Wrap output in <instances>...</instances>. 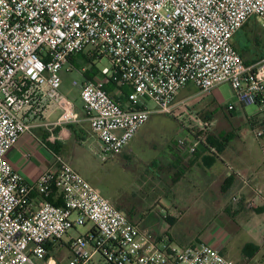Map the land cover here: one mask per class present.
<instances>
[{
	"label": "built area",
	"instance_id": "1",
	"mask_svg": "<svg viewBox=\"0 0 264 264\" xmlns=\"http://www.w3.org/2000/svg\"><path fill=\"white\" fill-rule=\"evenodd\" d=\"M252 18L264 20V0H0V264H91L95 256L107 264H239L209 243L155 240L63 160L30 185L6 156L35 126L53 132L80 121L61 93L62 72L87 48L92 61H110L96 81L73 83L102 162L151 115L186 113L178 98L189 85L204 94L230 85L239 103L256 107L263 139L264 58L247 65L234 47ZM49 107L60 111L54 122L45 120ZM55 189L61 206L49 200ZM89 224L86 235L64 244L66 260L52 255L55 242Z\"/></svg>",
	"mask_w": 264,
	"mask_h": 264
},
{
	"label": "crops",
	"instance_id": "2",
	"mask_svg": "<svg viewBox=\"0 0 264 264\" xmlns=\"http://www.w3.org/2000/svg\"><path fill=\"white\" fill-rule=\"evenodd\" d=\"M250 20L236 33L235 37L246 30ZM235 37L234 47L237 42ZM248 47H250L249 41L238 43L235 47L242 58L244 52L246 53V57L244 56L246 60L251 55L250 61H244L246 64H254L264 58V54L257 58V50L250 51L249 54L247 51ZM86 59L90 58L85 53L73 57L66 70L62 72L61 93L73 103L79 114L80 121L76 124L57 127L53 132L46 127L35 126L30 133L23 135L18 143L7 153L6 158L13 170L19 173L24 181L30 185H36L41 175L45 172L56 173L59 170L61 160L69 164L78 173L73 167V160L70 162L69 155L64 153V150L68 149L69 146L84 145L89 136L96 138L92 134L90 123L83 109L80 88L73 84L77 82L80 85L87 81H96L100 71L95 68H83L82 64ZM74 71L80 74L81 79L77 80L69 77ZM105 89L113 98L117 99L116 87L113 83L108 82ZM123 91L128 93L130 89L124 87ZM179 96L181 97L182 93ZM233 98L236 99L235 95ZM120 100L122 102L125 101L123 97ZM186 100L187 98L184 97L181 101L184 102ZM237 103L239 102L237 101ZM243 108L244 113H246L247 127L254 135L258 129L256 124L259 119L257 112L250 116L247 114L246 105H243ZM234 111L236 109L230 112L235 113ZM59 114L60 111L56 110L55 107H49L45 120L54 122L58 119ZM144 128L120 154L111 157L104 163L109 165L114 162L115 164L112 167H117L118 163L116 162L118 161L115 162L114 159L120 160L121 158L122 160L123 156L128 158L129 155L134 154L132 143L143 132ZM241 131L236 130L239 134L236 133L233 136L242 139L243 132ZM189 134L191 140H184L183 143L178 142L174 145L170 144L168 147L169 152L165 153L166 156L164 158L152 160L149 163L150 167L153 168V180L158 177L156 182L159 181V185H162V192L147 197L148 201L144 208L139 204H135L133 202L135 197L130 195L121 196L115 192L104 194L99 190L102 196L108 199L115 208L123 212L136 227L150 231L160 228L178 229V226L184 222L189 223V227H195V224L202 220L210 209L217 213L227 210L224 209L228 205L226 199L230 197L236 201V204L241 202L239 210L236 211L238 213L235 215L238 219L240 218V216H237L238 214L242 215L253 211V213L259 214V217L264 220L263 143L260 141V145L252 144L250 146L247 143L240 142L243 144L242 147L233 149L230 141L224 142V139L228 137L223 134L218 135L216 140L207 137L206 141L202 139L197 141L195 139L196 134L191 128H189ZM61 136H63V139H60ZM209 139H212L213 143H210ZM97 143L98 147L94 154L99 158L97 152L99 149L98 140ZM129 164L130 162L127 166H130ZM74 165H76V162ZM226 186L229 188L225 191ZM33 194L34 197L37 196L36 192ZM50 199L53 204L62 205V196L59 190L55 189ZM189 218L191 221H189ZM247 218L249 219V216L245 217V219ZM258 225L253 223L252 230L250 229L252 232V243L250 245L258 246L259 248L262 246L263 248L264 228H258ZM166 236L180 247L194 246L198 244L196 241L199 240L201 243H209L221 247L224 254L225 243L223 241L212 242L214 239H210V235L205 237L206 239L204 240L206 241L201 239L203 234H199V236L189 241L181 240L176 234H167ZM160 238L154 236L155 240ZM259 252L257 250L254 252L252 249L247 253L244 252L246 256L244 255L239 259V264H250L255 261Z\"/></svg>",
	"mask_w": 264,
	"mask_h": 264
},
{
	"label": "rangeland",
	"instance_id": "3",
	"mask_svg": "<svg viewBox=\"0 0 264 264\" xmlns=\"http://www.w3.org/2000/svg\"><path fill=\"white\" fill-rule=\"evenodd\" d=\"M263 24L264 20L259 18L250 20L246 30L235 37L237 41L235 47L238 43L249 41L248 53L250 54V51L257 50V58L262 56L264 54ZM89 52L90 48H87L84 53L88 56ZM245 54L244 52L243 55L246 57ZM244 56V61H250L251 55L247 60ZM82 67L86 69L95 68L98 71H102L105 67H110V61L107 58L102 60L95 58L93 61L92 59H86ZM69 77L77 80L81 79L77 71H74ZM181 93L182 96H179L181 100L184 97L187 98L184 101L188 108L186 113L176 117L165 114L151 115L145 124L146 126L144 125L143 132L132 143L134 154L129 155L128 158L123 156L122 160L121 158L120 160L114 159L115 162L118 161L116 162L118 163L117 167H112L115 164L114 162L106 165L94 154L98 143L96 138L92 136L87 138L84 145L69 146L68 149L64 150V153L69 155L70 162L73 160V167L78 173L84 179L86 177L85 180L102 193L115 192L121 196L130 195L135 197L133 200L135 204H139L144 208L148 201L147 197L162 192V185H159V181L156 182L158 177L153 180V168L150 167L149 163L152 160L164 158L166 156L165 153L169 152L168 147L170 144L174 145L178 142L183 143L184 140H191L189 128L196 134L195 139L197 141L200 139L206 141L207 137L216 140L218 135L223 134L230 138V145L233 149L242 147L243 144L240 142L247 143L250 146L252 144L260 145V141L264 143V138L259 139L256 133L253 135L247 127L248 123L243 105L237 103L236 99L233 98L234 90L230 85L224 84L205 94L201 93L193 85H189ZM180 98H178L179 101H181ZM148 107L150 109L154 108L150 102ZM234 109H236L237 113L236 111H234L235 113L230 112ZM246 111L251 116L257 112V109L254 106H246ZM236 130H242V139L233 136L238 133ZM75 162L76 165H74ZM129 162L130 166H127ZM226 200L228 205L224 209L227 210L217 213L210 209L204 218L195 224V227H189L190 224L184 222L178 226V229L160 228L151 230V233L153 237L176 234L181 240L185 241L193 240L199 234H203L204 237L201 236L202 240L206 239L207 235H210V239H214L212 242L223 241L225 243L224 254L226 257L239 262L242 256H246L247 245L252 243L251 228L253 223L259 224L258 228H264V220L259 217V214L253 213V211H249L247 214H238L237 216H240L238 219L235 215L238 213L236 211L239 210L241 202L236 204V201L231 199V197ZM233 209L234 211H232ZM247 216H249V219H245ZM189 221H191L190 218ZM92 227L89 224L85 227L70 230L61 241L55 242L56 250L52 255L57 259L59 258L62 262L66 260L70 254L69 248L64 246V244L68 245L71 239L86 235ZM196 242L198 244L201 243L199 240ZM254 248L261 253L259 252L255 261L250 264H264V247L254 246ZM91 264L107 263L100 256H95Z\"/></svg>",
	"mask_w": 264,
	"mask_h": 264
},
{
	"label": "trees",
	"instance_id": "4",
	"mask_svg": "<svg viewBox=\"0 0 264 264\" xmlns=\"http://www.w3.org/2000/svg\"><path fill=\"white\" fill-rule=\"evenodd\" d=\"M247 65H248V64H247ZM229 140H230V138H225V139H224V142L227 143ZM209 142H210V143H213V140H212V139H209ZM227 185H228V182H227ZM228 188H229V187L226 186V187H225V191L228 190ZM49 200H50V202H52L51 199H49ZM52 203H53V202H52ZM56 205L58 206L59 204H56ZM250 249H252L254 252L256 251V249L254 248V246L249 244V245H247V248H246L245 252L247 253Z\"/></svg>",
	"mask_w": 264,
	"mask_h": 264
}]
</instances>
